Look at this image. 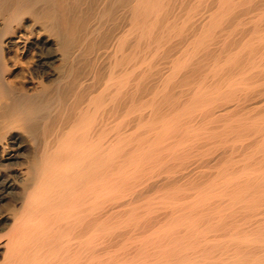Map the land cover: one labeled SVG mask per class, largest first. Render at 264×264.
<instances>
[{
	"label": "bare ground",
	"instance_id": "1",
	"mask_svg": "<svg viewBox=\"0 0 264 264\" xmlns=\"http://www.w3.org/2000/svg\"><path fill=\"white\" fill-rule=\"evenodd\" d=\"M0 264H264V0H0Z\"/></svg>",
	"mask_w": 264,
	"mask_h": 264
},
{
	"label": "rangeland",
	"instance_id": "2",
	"mask_svg": "<svg viewBox=\"0 0 264 264\" xmlns=\"http://www.w3.org/2000/svg\"><path fill=\"white\" fill-rule=\"evenodd\" d=\"M6 207H7V208H6ZM9 208H10V205H8V206H4V207H3V212H5V211L7 212V211L9 210Z\"/></svg>",
	"mask_w": 264,
	"mask_h": 264
}]
</instances>
